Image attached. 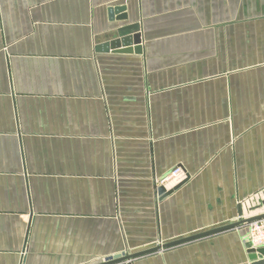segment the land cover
Listing matches in <instances>:
<instances>
[{
  "label": "crops",
  "instance_id": "obj_1",
  "mask_svg": "<svg viewBox=\"0 0 264 264\" xmlns=\"http://www.w3.org/2000/svg\"><path fill=\"white\" fill-rule=\"evenodd\" d=\"M135 30L142 52L107 49ZM263 204L264 0H0V264H99ZM246 232L131 264H254Z\"/></svg>",
  "mask_w": 264,
  "mask_h": 264
},
{
  "label": "water",
  "instance_id": "obj_2",
  "mask_svg": "<svg viewBox=\"0 0 264 264\" xmlns=\"http://www.w3.org/2000/svg\"><path fill=\"white\" fill-rule=\"evenodd\" d=\"M121 10H123V8L119 7L116 10V12L121 11ZM110 15H111V17L113 16V18H114L115 12L112 10L110 12ZM119 18L126 20L127 17H126V15H122V17H119ZM131 28H133V26L129 25L127 27H122L119 30L124 32V31H127L128 29L130 30ZM110 44H107L108 50H114V51H120V52L130 51V52L140 53L143 51L142 33L140 31L135 30L133 33H131L127 36H124L122 38H117V39L111 41ZM182 183H183V181L179 185L175 186L173 189L168 190V191L165 190L164 188H161V189H159V193L162 195V197H165V196L171 194L178 187H180L182 185ZM263 216H264V214L261 216L249 218L247 220H239L238 222L232 223V224L227 225L225 227H219V228H216L213 230L205 231L203 233H199V234H196V235H193L190 237H186L183 239L164 243V244L158 245V246L150 248V249L138 251L136 253H132V254L120 253V254H116L113 256H109V257H106L105 260L99 264H115V263H119V262H123V261H128V264H131L132 259L160 251L164 248L173 247V246H176V245H179V244H182V243H185V242H188V241H191V240L203 237V236H207L209 234L216 233V232H219V231L227 229V228H232V227L238 226L240 223H244L245 221H252L254 219H257V218L263 217ZM249 252H250L251 258L254 260V264H264V248H259L256 250L255 249H249Z\"/></svg>",
  "mask_w": 264,
  "mask_h": 264
},
{
  "label": "built area",
  "instance_id": "obj_3",
  "mask_svg": "<svg viewBox=\"0 0 264 264\" xmlns=\"http://www.w3.org/2000/svg\"><path fill=\"white\" fill-rule=\"evenodd\" d=\"M185 177V170L181 166L174 167L161 177L155 179L157 189L164 188L165 190L173 189L179 181ZM264 214V204L262 207L253 213H242L239 220H247L252 217L261 216ZM246 243L249 249L264 248V216L252 221H245Z\"/></svg>",
  "mask_w": 264,
  "mask_h": 264
}]
</instances>
